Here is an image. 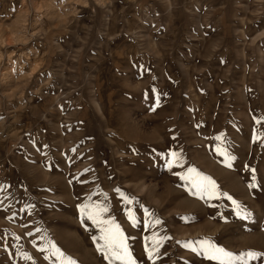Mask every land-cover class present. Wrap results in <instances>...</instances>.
Segmentation results:
<instances>
[{"label": "rangeland", "instance_id": "1", "mask_svg": "<svg viewBox=\"0 0 264 264\" xmlns=\"http://www.w3.org/2000/svg\"><path fill=\"white\" fill-rule=\"evenodd\" d=\"M84 204L136 264H264V0H0V264H108Z\"/></svg>", "mask_w": 264, "mask_h": 264}, {"label": "snow or ice", "instance_id": "2", "mask_svg": "<svg viewBox=\"0 0 264 264\" xmlns=\"http://www.w3.org/2000/svg\"><path fill=\"white\" fill-rule=\"evenodd\" d=\"M216 139H221V136H217ZM216 151L220 155L225 156L226 162L227 160L231 159L220 147H217ZM169 155L170 159L168 160L166 166L171 168L174 163L179 162V154L172 152ZM228 166L231 167L230 164H228ZM254 171L255 170L253 169V172ZM177 175L179 174L177 173ZM181 179L189 180L191 182L192 188L194 189L192 193L193 195H197L201 198L207 197L208 199L213 197L219 198V196L223 195L228 200H230L233 205H235L237 208L239 207L237 202L233 200L231 196H229L227 193L219 192L215 181H213L210 177L201 175L194 168H189L188 175L181 176ZM253 179H255V177H253ZM254 186V184L250 185V187ZM116 191L118 193L120 192L119 189H116ZM120 195L123 196V193H120ZM128 202L130 203L131 201ZM106 211L107 208L103 207L90 208L89 205L86 204L80 205L81 216L86 217L87 220H90L99 228V240L103 243L98 244L97 251L103 253L104 259L108 261V264H116V262H119V264H136V261L133 259L132 254L129 251V245L127 242L128 238L124 235L120 226L116 224L114 220L101 219V214ZM236 214L240 215L239 212ZM145 215H148L147 210H145ZM128 218L130 221H132L133 227H135L136 220L131 211L128 212ZM155 223H159V221H155ZM145 226L147 227V222L145 223ZM93 239L95 240L96 237H93ZM148 239L149 237H145L146 241ZM158 243L159 241H154L153 247L151 249L145 247V251L147 252L149 259L152 258L153 252L155 251V245ZM199 243V250L197 248H192L193 252H196L198 255L202 253L205 259L218 261V264H234V257L230 252H226L223 248L217 247L207 240L200 241ZM51 255L57 258V264H76V261L73 259L65 257L64 253L61 252V250L57 248L55 244L51 245ZM246 255L248 259H256L257 256L264 254L248 252ZM23 258L30 259L27 253L23 254ZM243 264H247V261H243Z\"/></svg>", "mask_w": 264, "mask_h": 264}]
</instances>
